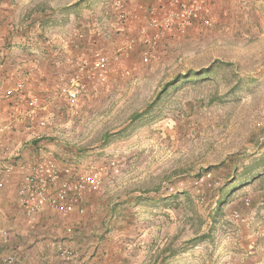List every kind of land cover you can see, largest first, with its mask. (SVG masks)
<instances>
[{"label": "crops", "instance_id": "0c3cea01", "mask_svg": "<svg viewBox=\"0 0 264 264\" xmlns=\"http://www.w3.org/2000/svg\"><path fill=\"white\" fill-rule=\"evenodd\" d=\"M170 1L126 0L128 17L123 21L116 15H100L94 0H0V261L12 255L18 264H59L61 246L76 253L68 264H194L196 260H200L196 264H264V176L258 175V165L247 166L248 161L242 163V176L221 188L220 194L229 196V202L219 208L218 215H213V211L208 218L204 238L197 239L199 228L193 226L190 218L183 224L180 203H173V218L167 219V206L155 203L157 198L146 199L144 193L133 188L121 189L117 182L113 183L117 178L110 180V192L121 196L124 190L131 197L125 204L118 198L100 203L90 198L94 192L84 191V211L91 207L96 213L93 216L100 217L93 222L78 207L63 213L50 205L38 208L34 219L27 221L18 195L24 177L33 173L35 165L44 158L53 159L59 167L97 159L95 150L88 149L93 146L87 145V138L77 142L72 135L79 130L90 132L102 111L100 101L109 98L119 100L120 105L128 99V91L118 90L134 84L136 78L127 69L144 43L138 37L131 48L124 45L146 25L151 8L155 7L156 15L162 16L170 11ZM217 1L215 10L208 9L214 15H264V0ZM30 34L31 42H26L25 37ZM259 35L264 36L263 32ZM97 53L107 57L104 83L92 69ZM23 75L26 90L40 99L33 116L24 96H4L6 90L22 81ZM75 77H80L87 92L77 99L76 118L69 117L68 101L60 92ZM105 84L107 90L103 91ZM38 120H45L46 125H38ZM130 164L133 166L131 161ZM228 170L224 169L220 177L230 181L233 176ZM63 179L60 176L59 180ZM59 180L49 192L57 189ZM237 184L242 187L232 192ZM237 194L238 198H233ZM241 194L253 196V215L247 223L237 222V247L227 246L230 248L214 252L212 248L223 243V239L214 237L215 233L224 227L223 223L229 225L231 212L240 208ZM140 195L141 199L136 198ZM107 211L110 214L103 221ZM142 214L144 219L136 220ZM92 224H97L93 240L79 231ZM69 227L79 229L75 240L66 234ZM183 228L187 230L183 232ZM183 233L189 235L183 237ZM199 239L210 242L208 252L198 250L202 247Z\"/></svg>", "mask_w": 264, "mask_h": 264}, {"label": "rangeland", "instance_id": "374dc122", "mask_svg": "<svg viewBox=\"0 0 264 264\" xmlns=\"http://www.w3.org/2000/svg\"><path fill=\"white\" fill-rule=\"evenodd\" d=\"M94 1V8L100 15H114V0ZM121 1L127 14L125 21L128 17L126 0ZM216 1L204 0L202 9L183 32L176 29L163 32L150 47L147 61H143L142 52L148 48L145 39L150 30L143 31L147 23L138 29L129 44L124 45L131 48L138 37L144 43L136 50L137 57L127 69V73L136 78L134 84L129 89L118 90L128 91V99L120 105L119 100L100 101L102 111L94 119L90 132L79 130L72 135L77 142L87 138V145L93 146L88 149L95 150L98 156L86 164L76 162L79 167L91 164L97 168L111 167V160L118 166L117 172L109 168L110 172L107 169L102 175V187L98 191L91 190L94 192L90 196L92 200L111 203L118 198L125 204L129 194L124 190L121 196L110 192V180L117 178L113 183L117 182L121 189H134L144 193L146 199L157 198L155 203L167 206L170 209L165 212L167 219L173 218V203H180L183 224L190 218L193 226L199 228L197 239L206 236L207 221L213 211V215H218L219 208L223 209L229 202V196L220 194L221 188L242 176L243 162L248 161L246 165L250 167L258 165V175L264 176V36L259 35V32L264 34V15H214L208 9L215 10ZM170 2L171 11L173 4ZM150 12L156 18L167 14L156 15L155 7L148 14ZM205 19L209 25L203 24ZM94 22L98 24L97 19ZM30 37L31 34L25 41L31 42ZM24 78L26 80V75ZM106 90L105 84L103 91ZM77 103L75 114L68 102L69 117L79 115ZM132 167L134 172H131ZM227 168L233 176L230 181L220 177ZM207 173L211 186L204 178ZM197 178L200 183L196 186ZM241 187L237 184L232 192ZM140 197L142 195L136 198ZM252 197L241 194L240 208L231 212L229 225L223 223L224 227L215 233L217 240L223 239V246L212 248V251L220 253L224 247H237L236 225L240 221L232 215L238 211L247 219L241 223H247L254 212ZM245 198L249 199L248 205L244 203ZM83 202L84 194L81 206ZM94 214L91 207L84 211L90 222L100 218ZM109 214L107 211L103 221ZM143 219L144 214L136 220ZM95 226L97 224L89 229L80 227V230L69 227L66 234L70 240H75L79 230L93 240ZM186 230L183 228V232ZM187 235L183 233V237ZM199 242L202 247L198 250L208 252L210 242L206 239H199ZM198 262L200 260L193 261L194 264Z\"/></svg>", "mask_w": 264, "mask_h": 264}, {"label": "built area", "instance_id": "2783aa9c", "mask_svg": "<svg viewBox=\"0 0 264 264\" xmlns=\"http://www.w3.org/2000/svg\"><path fill=\"white\" fill-rule=\"evenodd\" d=\"M204 0H193L191 2L185 0H172L173 9L163 16L162 18H156L153 13L147 20L146 28L150 30V34L147 35L145 43L147 49L142 52L143 61H147L150 56V47L159 39L163 32H167L171 29L183 32L190 22L195 18L199 11L203 7ZM113 14L119 20H124L126 17V11H124V4L121 0H114L112 3ZM115 11V12H114ZM203 24L209 25L208 20H204ZM96 61L92 64L98 79L105 81L106 79V59L100 54H95ZM86 90L85 84L80 80V77H75L68 87L61 89V94L64 95L69 102V106L73 113H77L76 101L84 91ZM17 95L18 97L24 96L29 107V114L33 116L39 106L40 99L34 93L26 90L25 78L20 81L14 89H8L5 91L4 96ZM38 125H46L45 120H38ZM110 166L95 167L94 165L78 166L73 162H68L62 167H59L57 163L50 158L40 159L35 165L33 173H30L24 177V184L18 190L20 201L25 208V214L27 221L34 219V213L38 208L44 205H50L54 208H58L63 213L70 212L74 207H78V211L82 212L83 207L81 202L83 200L84 191L94 190L98 191L102 187V175L106 173V170H114L117 172V164L115 160H111ZM110 168V170H109ZM60 176H64L65 179L59 180ZM68 176H74L73 179L66 178ZM206 183L211 186V177L207 173ZM58 182L57 189L54 192H49L51 185ZM200 183L198 178L194 181L197 186ZM172 191V188L169 189ZM202 198V197H201ZM244 203L249 204V199L245 198ZM232 217L240 222H245L246 217L242 216L238 211H234ZM59 264H68L76 253L74 250L67 247L58 248ZM0 264H18L17 260L12 255L3 257ZM49 264V263H40Z\"/></svg>", "mask_w": 264, "mask_h": 264}]
</instances>
